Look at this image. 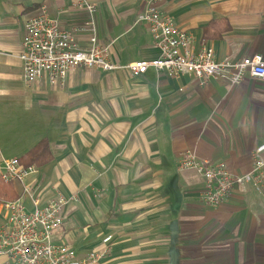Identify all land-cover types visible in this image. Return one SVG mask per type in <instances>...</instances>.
<instances>
[{"label": "crops", "instance_id": "0c3cea01", "mask_svg": "<svg viewBox=\"0 0 264 264\" xmlns=\"http://www.w3.org/2000/svg\"><path fill=\"white\" fill-rule=\"evenodd\" d=\"M149 1L0 0V160L25 166L41 141L49 150L22 184H8L10 198H21L27 212L35 200L72 198L54 241L85 256L102 252L110 237L96 264H264V166L258 187H235L217 208L201 203V177L178 168L183 152L223 162L235 176L264 162V151L256 153L264 144V79L245 74L236 85L220 78L202 84L154 69L134 77L96 68L74 69L56 86L22 77L24 24L41 8L90 48L82 2L96 8V38L112 64L158 59L147 26L136 23ZM156 5L192 36L194 50L211 47L219 61L264 60V0Z\"/></svg>", "mask_w": 264, "mask_h": 264}, {"label": "built area", "instance_id": "2783aa9c", "mask_svg": "<svg viewBox=\"0 0 264 264\" xmlns=\"http://www.w3.org/2000/svg\"><path fill=\"white\" fill-rule=\"evenodd\" d=\"M151 0L137 19V24L147 26L153 45L159 51V58L150 62L136 61L126 66L112 64L108 60L107 47L98 44L93 15V4L80 3L89 14V20L81 28L90 34L91 46L81 49L75 40L74 32H65L58 23L50 19L44 8L28 18L24 24L20 62L22 77L27 85L46 78L50 85L61 84L68 72L77 68H96L104 72L126 69L134 77L145 74L149 69L164 72L168 76L187 74L198 82L210 79H225L231 85L239 84L245 74L264 79V60L255 55L238 62L228 59L219 61L214 50L205 45L194 50L193 38L185 30L177 28L171 18L161 12L157 2ZM264 144L256 149L260 154ZM262 160H256L251 172L241 176L231 174L223 162H210L198 159L192 152H183L178 159L180 171H193L203 181L200 192L201 203L208 208L222 205L235 187L246 184L259 186L263 181ZM35 166H23L18 160H0V180L5 184L20 183L35 172ZM30 189L24 187L23 195ZM72 198L57 195L44 206L25 210L21 198L1 203L5 222L0 226V264H96L107 252L110 237L102 244V252H90L79 256L64 244L54 241V233L64 222L63 209Z\"/></svg>", "mask_w": 264, "mask_h": 264}, {"label": "trees", "instance_id": "16d2710c", "mask_svg": "<svg viewBox=\"0 0 264 264\" xmlns=\"http://www.w3.org/2000/svg\"><path fill=\"white\" fill-rule=\"evenodd\" d=\"M49 156V150L47 143L45 141H41L36 147H34L30 152L26 154V161L25 166H29L31 163H42L44 162L45 158H48ZM11 190L8 186V184L3 183L0 180V201H15L11 200Z\"/></svg>", "mask_w": 264, "mask_h": 264}]
</instances>
